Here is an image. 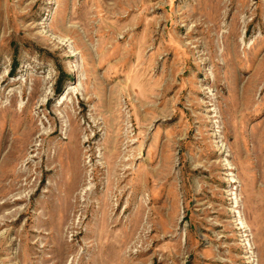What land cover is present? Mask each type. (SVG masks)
Instances as JSON below:
<instances>
[{"label": "rangeland", "instance_id": "1", "mask_svg": "<svg viewBox=\"0 0 264 264\" xmlns=\"http://www.w3.org/2000/svg\"><path fill=\"white\" fill-rule=\"evenodd\" d=\"M0 264H264V0H0Z\"/></svg>", "mask_w": 264, "mask_h": 264}]
</instances>
